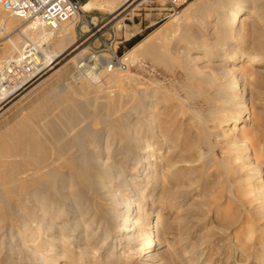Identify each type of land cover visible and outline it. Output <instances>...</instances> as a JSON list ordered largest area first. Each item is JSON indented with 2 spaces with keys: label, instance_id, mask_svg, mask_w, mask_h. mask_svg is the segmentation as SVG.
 Segmentation results:
<instances>
[{
  "label": "bare ground",
  "instance_id": "6f19581e",
  "mask_svg": "<svg viewBox=\"0 0 264 264\" xmlns=\"http://www.w3.org/2000/svg\"><path fill=\"white\" fill-rule=\"evenodd\" d=\"M139 1L95 0L92 4L85 3L82 11H104L119 29V17L131 12ZM2 13L1 29L7 33L11 20H20ZM192 18L197 22L190 23ZM79 19L80 14L61 24L51 37L47 51L49 64L37 80L68 51L77 52L72 60H77L78 69L79 60L84 57L83 50L75 48L74 24ZM183 23L188 24L189 31L195 28L196 32L186 33L190 36L184 38L187 45L182 49L175 45L171 48L175 57L170 56L171 63L168 62L176 64L180 69L178 76L184 77L179 85L186 99H203L211 107L207 117H212L217 128L230 122L232 131L246 138L240 144L234 137L228 140L230 147L244 151L243 157L240 152L235 153L233 160L246 163L249 154L254 155L256 149L262 154L264 147L258 143V125L252 122L251 114H246L245 107L238 108L235 92L240 84L244 92L248 77L256 79L255 84L264 92V73H252L264 66V0H194L169 27L141 41L136 49L151 56L165 30L176 31ZM16 31V38L10 42L14 54L21 51L22 39L35 41L48 34L33 24ZM243 39L252 41L247 43ZM191 52L195 55L191 56ZM128 55V61L134 57ZM121 82L118 72L90 77L76 71L63 83L45 90L43 100L29 113L36 117L30 121L31 128L26 127V120H18L0 134V264H132L135 259H139L138 264H146L141 261L144 257L154 262L157 246L172 231L165 214L177 210L176 214H181L180 223L184 224L194 216L191 207L200 211L212 202L204 192L198 198L199 203L194 200L195 203L192 201L183 209L195 193L192 185L201 181L204 174L202 171L194 177L198 171V166H194L203 160L199 149L206 144L204 135L190 136L191 122L184 124L181 117L187 113L184 103L173 105V98L178 96L172 94L168 98L163 88L145 86L142 90L133 87L124 90ZM84 108L90 110L92 118L80 125L85 122ZM2 109L0 106V113ZM199 128L205 130L204 125ZM200 167L204 169L205 164ZM261 172L258 169L256 174ZM184 180L189 188L181 185ZM201 183L205 191L208 184L204 180ZM157 189H160L157 201L146 196ZM156 202L161 205L158 211L153 209ZM146 206L151 210L145 212ZM149 212H153V218L145 228L144 219ZM184 228L178 226V234ZM251 235L246 238L248 241ZM179 239L189 245L188 256L195 259L194 264L208 250L221 248L222 243L220 237L213 235L201 237L197 244ZM225 257L224 264H229L228 258L235 256Z\"/></svg>",
  "mask_w": 264,
  "mask_h": 264
},
{
  "label": "rangeland",
  "instance_id": "374dc122",
  "mask_svg": "<svg viewBox=\"0 0 264 264\" xmlns=\"http://www.w3.org/2000/svg\"><path fill=\"white\" fill-rule=\"evenodd\" d=\"M141 1L142 0L139 1V5L136 8H134L131 12L127 11V14L121 17V23H120L121 28L116 29L114 22L109 23V25H107L109 28L107 29L105 27L108 31H104L102 37L103 39H114L112 46H113V49H116L117 55H124L127 57L129 53L128 55L129 57L130 55L134 56V57H131L129 60L130 64H129L128 70L125 72H118V76L122 79L120 87H122L124 90L127 89L128 87H133L134 89H138V90H142L145 88L153 89V87L154 88L159 87V88H163L162 89L163 92L165 93L168 92L166 94L168 98H171L172 94H176L178 96L177 99L173 98L172 100V103L174 102L173 105H175V103L176 104L184 103L183 108L186 110L187 113L181 117H182V120L184 119L183 121L185 122L184 124L188 123L187 121L191 122L190 123L191 128L189 130V133L191 134L190 136L193 137V136H197L201 134L200 137H202V135H204L205 137L203 136L202 138H204V141L206 144L201 145L199 149L200 152L202 151V154H203V160H202L203 162L201 161L199 164H196V166H194V167L198 166L197 167L198 171H196L197 174L195 173L194 177L198 176V174L201 175L202 171L204 172V174L201 176V181L197 182L195 185H192L191 190L195 191V193L191 194L192 197H190L187 200L183 209H186V207H188V205L191 204L192 201L193 203L196 202V204L199 203L200 199L198 198H200V195L204 192L207 193L210 196V199L212 200L211 203L202 207V210L200 209V211L199 209L198 210L195 209L194 206L191 207L193 209H191L190 212L194 213V216L192 218L187 219L186 223L184 224L180 223L179 218L181 217V214H176L177 210L176 211L171 210L169 211L168 214H165V216L168 219L167 221L169 223L168 225H170L172 231L170 233H166L164 235L163 244L157 246V250L153 256L155 260L154 262L146 261V257L141 259V261H144L146 264H159V263L160 264L162 263L163 264H174V263L175 264H194L195 259L188 256L189 245L183 244V241L182 240L180 241L179 238L187 239L188 242L197 244L201 237H204V236L211 237L213 235V236L220 237V240H222L221 245L223 246L220 245L221 248L219 247L216 248L215 246L214 247L215 249L208 250L205 257H202L198 264H205V263L206 264H218V263L224 264V262L227 260L225 259L226 258L225 256L231 257L232 255L235 257L228 258V260L230 261L229 264H232L231 262H235V261H237L236 264H264V221H263L264 220V214H263L264 206H262L264 205V170H263L264 169V152L261 154L256 149V151L252 153L254 155L249 154L251 157L249 160L246 161V163L245 161L242 162L238 160H233L235 157V153L240 152L242 155L244 151H242V149L241 151H237L239 147H234V146L230 147L228 142L230 140H233L231 137H234V140L235 139L238 140L240 144L246 138L243 139L244 136L237 134L235 131H232L233 124L230 122H228L226 126H223L222 124V127L217 128L214 122L211 121L212 117L211 116L209 118L207 117L210 115L209 112L211 110V107L206 105L203 99L201 98L186 99L185 98V92L180 88V85H179L184 82V77L178 76V72H180V69L179 67H177L176 64L170 65L171 62L169 61V57L170 56L175 57V54L173 51H171V48L173 49V47L177 46L178 48L182 49L183 47L187 45V42L185 39H187L186 37H189L191 34L192 35L195 34L196 32L195 28H192L191 26L192 29L190 28L191 31H189L188 24L183 23L182 26L176 31L166 29L164 33L165 34L164 37L157 39V43H156L157 45L155 46L154 50H152V55L150 54L151 56L140 54V52H138V49H136L137 44L144 42L145 40H147L148 37L150 38L152 36H155L156 33L159 34V32L169 27L173 23L175 18L178 16V15L170 16L169 12L167 11L168 10L167 7L164 6L163 3L160 1H155L152 5H148L145 2L142 3ZM193 1L194 0H189L179 10V12L185 9L186 7H188ZM94 2L95 0L87 1L88 4H92ZM91 11H92L91 13H94V15H92L94 18L92 21L96 24L99 21L104 22V21L110 20L111 18L110 15H108V13L104 11H99L98 9H92ZM0 12H3V11L0 10ZM4 14L5 16H8L6 13ZM11 21L13 23L11 24L12 25L11 28H9L6 31L7 33L2 32V29H1L2 27L0 24V29H1L0 31V67L7 60L14 57L13 55L17 54V53L14 54V50L11 49L12 47L10 45V42L14 40V38H16L17 36L16 30L17 29L23 30L24 28L28 26L27 24L21 21L16 22L14 21V19H12ZM77 22L78 20L76 21V24H74V40L76 44L79 38V28L81 30L84 29L78 26ZM196 22H197V19L195 18H192L190 20V23H196ZM247 30H248V27H247ZM186 33H189L190 35H186ZM5 36H9L10 39H6ZM135 39H139V41H137L135 44L130 46L131 43ZM243 40H246L247 43L252 41V39H248V40L243 39ZM22 41H24V39H22ZM76 44H75V47H76ZM167 47L169 49H167ZM80 49L82 50L84 48L79 47V50ZM168 50H170V52H168ZM132 51H135V52H132ZM76 53H77L76 51L75 52L68 51L56 61V64L52 66L53 69L48 71L46 74L42 75L38 80L36 78L31 83H28L27 85H25L23 88H21L18 91L16 95L12 97H6V99H0V106L1 108L5 110L4 111L2 109L3 113H0V134H2V132H4L6 129L11 128V126L13 127L14 124L18 120L19 121L26 120L25 121L26 127L31 128L32 126L30 125L31 123L30 121H34L36 117L33 115L32 117L30 115L31 114L30 112L33 111L35 105L38 102H41L43 100L44 98L43 95L48 91L49 87L51 88L52 86L54 87L60 83H63L65 78H68L74 75L76 71H80L90 77L103 73L100 71L91 70L93 67V62H90L87 64L88 68L77 69V64H76L77 60H72V57L75 56ZM82 54L85 57L88 55V51L84 49ZM190 55L193 56L195 54L191 52ZM136 56L138 57V59H136L137 58ZM169 69L171 70L169 71ZM256 70L258 71H252V73L256 72V74L257 73L262 74L264 73V66ZM171 73H173L174 75ZM255 83H256V79H252V78L250 79L248 77L247 84H245L246 86H245L244 92H241V84H240V89L239 91L237 90L235 92V95L237 94L236 101H237V104H239L238 108L245 107V109L247 110L246 114H251L252 122L258 125L260 129V132L258 133V141H259L258 143L264 147V92ZM105 86H109V85H105ZM111 90H114V89H111ZM77 102L80 103L79 100ZM187 107L189 108L190 112ZM84 111H85V115H84L85 122H83L80 125H84L92 118V116L89 114L90 110L88 108L87 109L84 108ZM192 112H194V114L195 115L197 114V115L195 116ZM226 112L228 111L226 110L224 114H226ZM76 120L78 121L80 120V118L76 117ZM177 120L179 119L177 118ZM197 120H200V121H197ZM204 120L205 121L207 120V122H205ZM202 121H204L206 124L203 123ZM199 125L200 127L204 125L205 130L203 131L201 128H199ZM238 125H241V123H239ZM187 126H189V124ZM181 130H183V128H181ZM224 135L226 136L225 138H223ZM254 150L255 149H253V151ZM236 161L237 163L235 164ZM232 163H234V165ZM204 164H205V168L201 169L200 166ZM258 169L262 171L261 174H256ZM222 172H224L225 174ZM203 180L207 182L208 184V186L205 188V191H203V188L201 186L202 184L201 182H203ZM218 181H220L221 183L220 182L218 183ZM181 185L185 188H189L187 180H184V182L182 181ZM159 190L158 189L155 190L151 195H148L147 193L146 196H150L153 198V200L157 201L158 196L160 194ZM216 200L217 202L215 203L214 201ZM144 206L145 205H143V208ZM237 207L240 209H238ZM260 207L263 209H260ZM160 208H161V205H159V203L156 202V204L153 207L154 211H158ZM218 209L220 211H218ZM150 210L151 208H147V206L145 207V212H148ZM258 210H261V211H258ZM193 211L195 212L197 211L198 214ZM149 213L151 214H149L147 218L144 219V223L146 222L145 228H148V224L150 221H152V218H153L152 217L153 212H149ZM223 219L226 220L227 222L226 221L224 222ZM257 222L259 223V225H257ZM178 226L185 227L186 228V229L184 228L185 231H182L180 234H178ZM250 233H252L251 241L250 240L248 241L246 238L248 237ZM223 240L226 241L224 242V244H223ZM167 242H169V244H167ZM241 245H243V247H241ZM240 247L243 249L241 250ZM184 255L186 257H183ZM138 260L139 259H135L134 260L135 263H132V264H138L136 263V262H139Z\"/></svg>",
  "mask_w": 264,
  "mask_h": 264
},
{
  "label": "built area",
  "instance_id": "2783aa9c",
  "mask_svg": "<svg viewBox=\"0 0 264 264\" xmlns=\"http://www.w3.org/2000/svg\"><path fill=\"white\" fill-rule=\"evenodd\" d=\"M87 1L89 0H0L1 11L27 25H36L48 33L35 41L24 39L21 51L0 67V97L16 95L21 88L34 81L41 71L47 68L49 64L47 51L51 37L61 24L74 19L79 14L77 25L84 29L79 28V38L75 48L83 47L88 51V55L79 60L78 69L88 68L87 64L93 62L91 69L93 71L110 74L128 70V58L117 55L116 49H113L114 39L102 37L103 32L108 31L107 25L111 23L110 20L94 23L92 21L94 13L82 11ZM155 1L162 2L172 16L178 15L179 10L189 0H145V3L152 5ZM126 14L127 12L123 13L121 17Z\"/></svg>",
  "mask_w": 264,
  "mask_h": 264
},
{
  "label": "trees",
  "instance_id": "16d2710c",
  "mask_svg": "<svg viewBox=\"0 0 264 264\" xmlns=\"http://www.w3.org/2000/svg\"><path fill=\"white\" fill-rule=\"evenodd\" d=\"M137 41H139V39H135L130 46H132L133 44H135Z\"/></svg>",
  "mask_w": 264,
  "mask_h": 264
}]
</instances>
